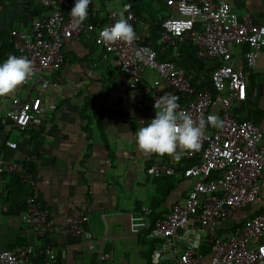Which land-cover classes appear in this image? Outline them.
<instances>
[{
  "label": "built area",
  "instance_id": "2783aa9c",
  "mask_svg": "<svg viewBox=\"0 0 264 264\" xmlns=\"http://www.w3.org/2000/svg\"><path fill=\"white\" fill-rule=\"evenodd\" d=\"M38 3L50 10L34 18L28 29L9 30V56H26L33 61L34 75L29 80H35L40 88H59L62 78L55 73L65 61L64 44L83 31L92 32L96 45L110 56L128 89L135 90L142 82L145 68L153 69L159 79L142 86V92L152 101L162 96L158 87L165 81L182 97L180 109L194 120L206 121L214 114L223 121L221 127L207 124L200 147L183 154L194 162L183 170L182 176L194 178V184L146 233V238L154 243L150 263L264 264V208L234 226L239 212L259 199L264 202V123L239 119L232 110L235 102L246 98L247 81L245 70L234 62L231 51L233 46L248 45L243 61L248 71L254 70L257 53L264 48V24L256 23L247 12L237 14L224 0H165L169 14L160 26V54L167 47L176 50L179 42L189 40L196 47L199 60L218 61L210 76L212 88L197 90L187 72L172 61L160 60L155 48L137 40L131 45L123 41L103 42L99 33L120 18L118 11L108 9L102 24L84 21L77 25L70 15L75 0ZM121 12L124 18L130 17L133 25L136 15L132 4L123 2ZM47 124L42 98L36 94L23 99L13 97L9 109L0 112V126L19 131H40ZM5 143L10 149L17 147L13 141ZM3 173L16 175L30 187L22 218L26 229L43 243L39 247L24 244L0 250V264H66L47 240L56 220L35 196L31 172L20 161L0 157V174ZM147 173L168 176L174 169L155 160ZM149 213L143 208L129 214L130 230L137 234L147 229ZM87 220L86 214H80L66 217L64 223L69 233L83 235ZM87 245L93 250V240L87 238ZM109 257V253L100 252L98 264H107L104 260Z\"/></svg>",
  "mask_w": 264,
  "mask_h": 264
},
{
  "label": "crops",
  "instance_id": "0c3cea01",
  "mask_svg": "<svg viewBox=\"0 0 264 264\" xmlns=\"http://www.w3.org/2000/svg\"><path fill=\"white\" fill-rule=\"evenodd\" d=\"M110 1L92 0L88 8L92 23H104L108 9L122 15L121 5L128 1L136 15L133 28L137 42L160 50V26L169 14L165 0H118L119 10L110 9ZM224 1L237 14L247 12L256 23L264 24V0ZM45 9L38 0H0V30L28 29L34 18L48 12ZM93 36L92 32H82L64 44L65 61L55 73L62 78L59 88L43 89L31 79L14 93L0 96V112H5L13 97L39 95L43 115L48 119L40 131L0 126V157L20 161L31 172L35 196L56 220L47 240L60 260L66 264H98L102 252L110 254L104 260L107 264H147V249L138 238L143 230L137 234L130 230L129 214L153 207L162 218L191 190L194 178H184L182 171L194 160L182 156L177 161L167 154H145L138 149L135 133L155 117L156 111L155 102L142 92V86L159 76L155 70L145 68L142 82L135 90L128 89L110 56L93 43ZM183 42L192 44L189 40ZM248 48L246 44L231 48L233 60L245 70L247 81L246 98L235 102L232 110L239 119L263 124L264 48L259 49L251 71L243 61ZM168 50L173 56L177 52L167 47L165 53ZM206 62L208 67L211 61ZM187 74L198 83L203 79L195 71ZM108 78L109 91L105 90ZM158 90L161 95L171 92L179 96L178 103L183 102L165 81L160 82ZM6 141L15 142L17 147L8 148ZM155 160L172 166L174 173H147ZM29 189L16 175L0 174V250L24 244L39 247L43 243L26 229L22 218ZM80 214H86L88 220L83 235H73L64 219ZM87 238L93 240V250Z\"/></svg>",
  "mask_w": 264,
  "mask_h": 264
},
{
  "label": "clouds",
  "instance_id": "9594fccd",
  "mask_svg": "<svg viewBox=\"0 0 264 264\" xmlns=\"http://www.w3.org/2000/svg\"><path fill=\"white\" fill-rule=\"evenodd\" d=\"M92 0H75L70 15L74 23L82 24L88 18V8ZM129 18L123 15L111 26L99 33L107 44L123 41L129 45L137 39V33ZM34 75L33 61L26 56L10 55L0 64V96L14 93ZM179 96L165 93L155 100V117L135 133L138 149L145 154L169 155L180 160L186 151L200 147L207 124L221 127L223 121L217 115H209L207 120H194L190 113L180 109Z\"/></svg>",
  "mask_w": 264,
  "mask_h": 264
},
{
  "label": "trees",
  "instance_id": "16d2710c",
  "mask_svg": "<svg viewBox=\"0 0 264 264\" xmlns=\"http://www.w3.org/2000/svg\"><path fill=\"white\" fill-rule=\"evenodd\" d=\"M50 10L49 7H46L44 11ZM85 22H92L90 20V14L88 15V18L85 20ZM86 33V31H83ZM82 33V32H81ZM92 41L94 44V36L92 38ZM177 52L173 56L171 50H168L165 54H160L159 49L157 48L158 52V58L160 60H166V61H172L177 68H182L184 69L187 73L190 71H195L198 73H201L203 76V79L198 83L195 79L190 78V81L192 85L196 87L197 90H202V89H211L212 88V83H211V72L212 70L216 67L218 64V61H211L210 65L207 67L206 66V61L199 60L196 57V47L190 44L189 42H182L180 44H177L176 46ZM12 50V42H11V37H10V31H6L4 29L0 30V62L3 60L6 56V54ZM110 80L108 78L106 84H105V90L109 91L111 90V84ZM178 102H180L178 100ZM254 121V120H253ZM189 162L190 163H193ZM183 172V171H182ZM25 200V199H24ZM261 203V205L257 208L255 213L260 212L264 208V202L261 201L260 199L258 200ZM25 205V204H24ZM21 212V211H18ZM251 216V215H250ZM149 218V226L147 229L143 230L141 233L138 234L139 242L141 244H147L148 248L146 250V259L147 264H150V254L152 251V248L154 246L153 241H150L149 239V244L148 240L146 239V233L154 225V222L159 219V215L156 213L155 208L150 209V213L148 214ZM243 221V220H242ZM241 225V224H240ZM235 227L238 226L237 223L234 225ZM218 234H220V230H218Z\"/></svg>",
  "mask_w": 264,
  "mask_h": 264
},
{
  "label": "rangeland",
  "instance_id": "374dc122",
  "mask_svg": "<svg viewBox=\"0 0 264 264\" xmlns=\"http://www.w3.org/2000/svg\"><path fill=\"white\" fill-rule=\"evenodd\" d=\"M119 2L120 1H118V0H112V1H110L109 2V8L110 9H117V10H119L120 9V5H119L120 3ZM206 65H207V62H206ZM262 190L264 191V186H263ZM261 203L262 202H260V201L254 202V203H252V204L249 205L250 208H248V209L245 208L243 211L239 212L236 215L237 224L240 225L242 223V220H244L245 218H248L250 215L254 214L255 211L257 210V208L261 205ZM148 244H149V240H148ZM143 246H144L145 249L148 248V245L147 244H143Z\"/></svg>",
  "mask_w": 264,
  "mask_h": 264
}]
</instances>
